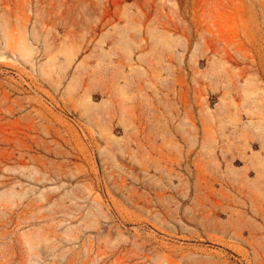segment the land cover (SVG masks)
<instances>
[{"label":"rangeland","instance_id":"374dc122","mask_svg":"<svg viewBox=\"0 0 264 264\" xmlns=\"http://www.w3.org/2000/svg\"><path fill=\"white\" fill-rule=\"evenodd\" d=\"M0 264H264V0H0Z\"/></svg>","mask_w":264,"mask_h":264}]
</instances>
